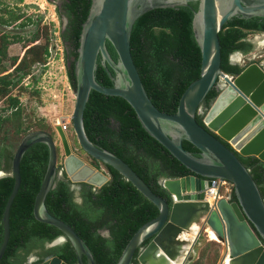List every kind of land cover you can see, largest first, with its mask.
Segmentation results:
<instances>
[{
  "label": "water",
  "instance_id": "1",
  "mask_svg": "<svg viewBox=\"0 0 264 264\" xmlns=\"http://www.w3.org/2000/svg\"><path fill=\"white\" fill-rule=\"evenodd\" d=\"M192 2H197L191 29L200 54L199 75L180 95L174 114H166L151 104L143 89L130 56V31L136 18L147 11L186 7ZM232 17L264 18V0H90L73 63L74 104L70 129L79 149L88 158L117 172L157 212L132 234L115 264H132L133 259L137 264H171L170 259L175 257H182L180 264H186L191 261L194 242L206 228L222 245L218 264H223L225 257L227 264H264V200L249 171L237 159V156L251 157L264 164V69L249 63L240 67L237 75L220 71L218 33ZM106 42L116 55L115 62L106 51ZM97 57L112 84L109 88L95 81ZM212 88L217 94L202 109V102ZM91 91L122 99L134 112L143 131L191 174L160 181L169 203L155 195L123 161L96 148L87 139L82 116ZM195 116H200L201 126ZM54 130L63 154L59 170L55 146L47 132L25 134L12 154L7 175L12 178V186L1 214L0 259L8 240L9 209L20 184L21 158L31 146L42 144L47 149V163L34 197L32 217L61 233L54 244L67 241L76 264H94L84 242L68 225L46 211L44 200L61 174L72 184L82 183L95 189L106 184L109 178L71 152L58 125ZM182 142L191 145L198 157L183 150ZM4 177L0 174V179ZM216 180L231 185L233 202L219 196L220 188L213 184ZM213 188L215 195L209 204L204 195ZM192 223L198 227L194 237L188 241L180 239ZM40 264L66 263L50 257Z\"/></svg>",
  "mask_w": 264,
  "mask_h": 264
},
{
  "label": "trees",
  "instance_id": "2",
  "mask_svg": "<svg viewBox=\"0 0 264 264\" xmlns=\"http://www.w3.org/2000/svg\"><path fill=\"white\" fill-rule=\"evenodd\" d=\"M61 4L67 24L60 33V40L64 48L67 81L73 90V63L90 0H62ZM196 9L197 2L188 3L186 7L153 9L138 16L131 27L129 50L140 82L151 104L166 114H174L180 95L199 75L200 54L191 29L192 13ZM56 13L60 19L61 13L57 9ZM249 31L264 32V18L242 20L232 17L223 25L218 33L222 73L237 75L241 71L240 67L228 65L227 59L236 51L244 55L250 52L252 46L245 42V35ZM105 47L115 62L116 55L112 47L107 42ZM106 68L113 76L112 71ZM94 76L99 85L107 88L112 86L99 57L96 59ZM20 78L15 76L10 81L4 79L3 84L15 87ZM216 94L214 88L207 93L202 102L203 109L209 106ZM7 100L10 113L5 117L0 116V130L10 117H19L20 114L17 99L8 97ZM82 120L87 139L96 148L106 150L123 161L155 195L161 198L165 195L157 184L158 179H178L191 175L143 131L134 112L122 99L91 91ZM195 121L201 126L200 116H195ZM27 130V127L21 128L19 123L15 129L16 133L21 131L23 134H27ZM181 146L183 150L198 157V152L188 143L182 142ZM3 152L0 149V159ZM237 159L249 171L264 200V164L251 157L237 156ZM46 163L47 149L42 144L31 146L21 158L20 184L9 209V234L0 264H16L10 259L19 257L17 250L25 254L34 245L41 246L62 236L55 228L38 223L32 217L34 197ZM102 166L109 176L108 182L95 192L82 184L81 205L73 201L65 182L54 181L53 188L45 197L44 206L51 216L68 225L84 242L94 264H115L132 234L153 219L157 212L117 172ZM11 186V177L0 179V242L1 214ZM231 199L234 201L232 192ZM103 230L108 231L107 238L98 235L97 232ZM48 253L66 264H76L67 241L51 248ZM82 261L84 263V258Z\"/></svg>",
  "mask_w": 264,
  "mask_h": 264
},
{
  "label": "rangeland",
  "instance_id": "3",
  "mask_svg": "<svg viewBox=\"0 0 264 264\" xmlns=\"http://www.w3.org/2000/svg\"><path fill=\"white\" fill-rule=\"evenodd\" d=\"M61 1L0 0V116L10 113L8 97L17 99L20 112L19 117H10L0 130V149L4 150L0 159V174L5 176L10 174L12 154L25 135L21 131L16 133L18 123L21 128H28L27 133L47 132L55 146L56 167L59 170L62 166L63 154L54 127L56 121L60 124L69 121L74 96L66 77L64 49L60 40L62 24L56 13ZM263 37L254 52L261 57H240V67L249 63L264 64ZM15 76L21 77L15 87L3 84L4 79L10 81ZM64 135L76 157L108 176L101 164L89 163L90 158L79 149L70 128ZM230 188V184H225L219 196L229 198ZM208 231L199 233L192 247L191 261L187 264H218L222 245L210 240Z\"/></svg>",
  "mask_w": 264,
  "mask_h": 264
},
{
  "label": "flooded vegetation",
  "instance_id": "4",
  "mask_svg": "<svg viewBox=\"0 0 264 264\" xmlns=\"http://www.w3.org/2000/svg\"><path fill=\"white\" fill-rule=\"evenodd\" d=\"M57 10H58L59 13H61V17H60L61 24H62V19L65 20V23L62 25V30H61V32H63L64 29H65V27H66L67 20H66V18L64 16V11H63V8H62V4H60V5L57 6ZM262 36H264V32H256V31H249V32H247L246 35H245V42L248 43V44H250L252 46L250 52H248L245 55L242 52H240V51H236V52L230 54L228 56V59H227L228 65L240 67V65L238 63L239 58L240 57H246L247 55L251 59L254 56L261 57L258 54L254 55V52L256 51L257 47L260 46V44L258 43V41L260 39H262ZM263 44H264V42H263ZM65 50L67 51V45L65 47ZM258 65H260V64H258ZM67 66H69V62L67 63ZM260 67H262L264 69V64H261ZM202 109H203V107H202ZM89 163L91 165L96 164L91 159H90V162ZM55 181H63V182H65L67 184L68 191L71 193V195L73 197V201L75 203H77V204H80V205L83 203L82 196H81V193L83 191L82 190V188H83L82 187V183L72 184L69 181H67V179L65 178V176L63 174H61L58 177H56ZM160 181H162V180L161 179H158L157 180V184L159 186H160ZM86 186L87 187H90L88 185H86ZM90 189H91V192H95V190H96L95 188H92V187ZM220 190H221V188H220ZM231 192H232V187L230 188V191H229V194H228L229 195V198L228 199H229V201L233 202L232 199H231ZM163 193H164V191H163ZM163 199L166 200V202L169 203V199H168V196L166 194L164 195V198ZM97 233L101 237H105V238L108 237V231L107 230H103V231H100V232H97ZM55 240H53V241H51L49 243H45V244L43 243L41 246L34 245L25 254L21 250H17V254L19 255V257L18 258H13L12 257L10 259V261L11 262H14L16 264H40L44 260H46V259H48L50 257H53V256H51V254L48 253V250H50L53 247L60 246L61 244H63L65 242V241H62V242H59L57 244H54V241ZM145 244L146 243H144V245ZM134 258H135V255H134ZM132 264H137L134 259L132 261Z\"/></svg>",
  "mask_w": 264,
  "mask_h": 264
},
{
  "label": "bare ground",
  "instance_id": "5",
  "mask_svg": "<svg viewBox=\"0 0 264 264\" xmlns=\"http://www.w3.org/2000/svg\"><path fill=\"white\" fill-rule=\"evenodd\" d=\"M55 125H60L59 121H56ZM214 195H215L214 191L206 194V202L210 204L212 202V199H213ZM207 229L208 228L205 229V233H206ZM197 231H198V227L196 226V224L192 223L190 228H189V231L188 232L187 231L183 232V234H181L179 237H180V239L188 241V240H191L194 237V235L196 234ZM208 234L210 236V240L218 242L216 240L214 234L212 233V231L209 230ZM184 248H186V247H184ZM181 260H182V257H175V258L170 259V263L171 264H180ZM223 264H227V257H225V259L223 261Z\"/></svg>",
  "mask_w": 264,
  "mask_h": 264
},
{
  "label": "built area",
  "instance_id": "6",
  "mask_svg": "<svg viewBox=\"0 0 264 264\" xmlns=\"http://www.w3.org/2000/svg\"><path fill=\"white\" fill-rule=\"evenodd\" d=\"M228 79H230V77H228ZM60 128H61V130L63 131V132H66V131H68L69 130V128H70V123H69V121L68 122H66V123H62V124H60V125H58ZM213 184H214V187H217V186H219V188H223V186L225 185V184H228L227 182H225V181H214L213 182ZM212 191H214V194H215V188H213V189H210V190H208L207 192H205V195H204V199L206 200V194H208V193H210V192H212ZM213 199H214V196H213ZM212 199V200H213Z\"/></svg>",
  "mask_w": 264,
  "mask_h": 264
}]
</instances>
